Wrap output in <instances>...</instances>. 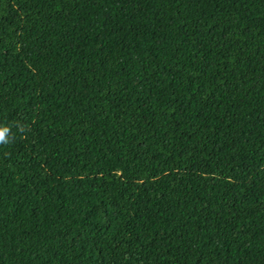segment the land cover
Here are the masks:
<instances>
[{
	"label": "trees",
	"instance_id": "1",
	"mask_svg": "<svg viewBox=\"0 0 264 264\" xmlns=\"http://www.w3.org/2000/svg\"><path fill=\"white\" fill-rule=\"evenodd\" d=\"M0 264H264V0H0Z\"/></svg>",
	"mask_w": 264,
	"mask_h": 264
}]
</instances>
